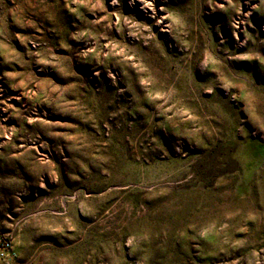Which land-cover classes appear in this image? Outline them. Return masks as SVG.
Instances as JSON below:
<instances>
[{
	"label": "rangeland",
	"instance_id": "1",
	"mask_svg": "<svg viewBox=\"0 0 264 264\" xmlns=\"http://www.w3.org/2000/svg\"><path fill=\"white\" fill-rule=\"evenodd\" d=\"M0 264H264V0H0Z\"/></svg>",
	"mask_w": 264,
	"mask_h": 264
},
{
	"label": "built area",
	"instance_id": "2",
	"mask_svg": "<svg viewBox=\"0 0 264 264\" xmlns=\"http://www.w3.org/2000/svg\"><path fill=\"white\" fill-rule=\"evenodd\" d=\"M10 248H11V240L10 239H5L2 242V245L0 247V255L2 257H11V253L10 252Z\"/></svg>",
	"mask_w": 264,
	"mask_h": 264
}]
</instances>
